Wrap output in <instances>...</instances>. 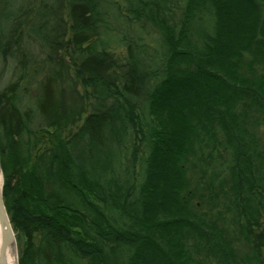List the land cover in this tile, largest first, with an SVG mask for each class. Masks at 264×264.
I'll use <instances>...</instances> for the list:
<instances>
[{"label": "trees", "instance_id": "trees-1", "mask_svg": "<svg viewBox=\"0 0 264 264\" xmlns=\"http://www.w3.org/2000/svg\"><path fill=\"white\" fill-rule=\"evenodd\" d=\"M124 1L160 51L119 34L101 0H68V53L92 110L64 137L49 75L33 108L49 146L23 143L28 111L20 146H0L20 175L3 190L19 264H264V0Z\"/></svg>", "mask_w": 264, "mask_h": 264}, {"label": "rangeland", "instance_id": "rangeland-1", "mask_svg": "<svg viewBox=\"0 0 264 264\" xmlns=\"http://www.w3.org/2000/svg\"><path fill=\"white\" fill-rule=\"evenodd\" d=\"M101 3L109 6V13L106 15L109 21L114 22L117 13L121 16L123 27L122 30L118 29L119 34L124 31L128 38L141 40L140 42L145 43L150 50L160 51L163 43L158 37L159 33L149 23L138 22L132 18V15H128L124 0H101ZM179 3L182 5L183 0ZM110 8L115 14L110 12ZM40 11L41 14L46 13L42 18L40 16L37 19ZM45 18H47L46 37L45 41H41L36 37L34 26ZM70 26L68 0H0V146L3 148L8 141L9 144L19 143L20 136L16 130L21 125L22 113L27 111L32 117L30 118L32 122L28 128L30 134L25 133L28 131L25 130L24 136H21L23 143L32 144L37 141L39 151L49 146L50 134L53 130L47 129L46 123L40 120L38 114L35 116L33 111L40 94L41 83L49 75L56 78L54 87L58 91L61 111L63 115L70 117L62 131L64 137L67 138L75 132L92 110L93 99L89 88L77 74L68 53ZM97 41L98 37L92 40V42ZM97 47L101 49L102 45L97 43ZM108 50L114 54L118 64L121 65L126 49L119 43L117 35L110 42ZM263 127H260L257 133L264 138ZM6 164L1 163L3 190L6 177H9L10 186H13L20 176ZM262 222L264 227V219ZM34 237L35 244H38L39 234L35 233ZM21 249L22 242L17 240L19 259ZM260 249L263 263L264 245Z\"/></svg>", "mask_w": 264, "mask_h": 264}, {"label": "water", "instance_id": "water-1", "mask_svg": "<svg viewBox=\"0 0 264 264\" xmlns=\"http://www.w3.org/2000/svg\"><path fill=\"white\" fill-rule=\"evenodd\" d=\"M0 172H2L1 162H0ZM0 220L3 225V247L0 254V264H8L6 255L9 247H17V239L13 225L10 221V216L7 212L4 196H3V186H0ZM19 264V261H18Z\"/></svg>", "mask_w": 264, "mask_h": 264}, {"label": "bare ground", "instance_id": "bare-ground-1", "mask_svg": "<svg viewBox=\"0 0 264 264\" xmlns=\"http://www.w3.org/2000/svg\"><path fill=\"white\" fill-rule=\"evenodd\" d=\"M0 186L1 187L3 186V176L1 172H0ZM2 247H3V225L0 220V254L2 251ZM18 255L19 254H18L17 247H13V246L9 247L7 250V255H6L8 264H18V259H19Z\"/></svg>", "mask_w": 264, "mask_h": 264}]
</instances>
